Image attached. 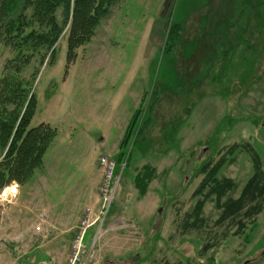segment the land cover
Segmentation results:
<instances>
[{"label":"rangeland","instance_id":"1","mask_svg":"<svg viewBox=\"0 0 264 264\" xmlns=\"http://www.w3.org/2000/svg\"><path fill=\"white\" fill-rule=\"evenodd\" d=\"M242 1L257 0H169L167 7V0H114L71 62L67 26L48 59L46 44L23 38L31 29L46 30L31 16V5L14 0L7 7L0 18V94L12 78L30 83L35 105L28 127L55 129L41 166L22 184L11 182L16 191L0 213V220L8 214L16 222V244L45 257L39 261L65 264L85 209L98 206L100 158L116 163L122 155L102 235L82 264H264V209L247 222V240L231 234L205 252L203 245L222 227L235 229L232 221L215 224L214 199L203 207L205 225L183 228L203 163L226 155L234 143H250L264 167V49L254 65L239 51L220 65L223 56L214 52L215 35L235 28L233 12ZM55 16L60 22L61 7ZM19 22L23 31L16 35ZM169 22L182 26L172 48L166 47ZM136 110L137 123L122 147ZM243 148L227 155L218 172L235 182L228 195L237 196L253 171ZM3 153L0 145V158ZM97 228L84 235L88 249Z\"/></svg>","mask_w":264,"mask_h":264},{"label":"trees","instance_id":"2","mask_svg":"<svg viewBox=\"0 0 264 264\" xmlns=\"http://www.w3.org/2000/svg\"><path fill=\"white\" fill-rule=\"evenodd\" d=\"M24 1L32 7L31 16L41 24L43 23L46 28L45 31L39 33L35 29H31L23 36L24 40L30 39L33 46L39 43L46 44L49 51L48 59H50L56 50L54 46L56 41L67 26L66 60L71 62L76 56V49L87 43L95 34L96 26L108 14L114 0ZM168 2L169 0L165 2V7H167ZM14 3V0H0V18L7 7ZM238 5H241L237 7L236 10L238 11L233 12V16H239L235 28L232 31H224L222 36L215 35L217 44L214 52H216L217 58L218 54L223 56L220 65L225 64L228 58L230 59L238 51L243 60L254 65V60L259 58L264 49L263 43L258 44L260 36L264 34V0H257L252 3L242 1ZM58 7H61L62 18L60 22L57 21L55 16ZM23 24V22H19L14 27L16 35H21ZM12 29V25L7 28L8 37ZM181 29L180 23L169 22L166 33V47L172 48L175 46V38H181ZM220 36L221 38L218 39ZM168 40H170L169 43ZM26 83L27 86H24L19 79L12 78L11 81L3 84L1 93L4 95L0 94V107L2 105L1 108H3V105H5L4 110L2 109L3 111L0 113V145L4 150L0 158V189L9 185L12 181L22 184L29 179L33 172L41 166L43 155L55 136V129L49 125L38 124L28 127L34 111L35 97L34 93L31 92L30 83ZM8 104H12L14 107L7 110ZM138 115L139 110L131 115L127 123V132L121 140L122 147L127 145L132 130L137 123ZM242 147L251 159L253 171L239 194L232 196L228 195V192L235 188L234 180L220 176L218 172L226 162V157L229 154L233 155L235 149H242ZM226 153V155L222 154L216 161L211 159L206 161L198 168L197 171L203 174L192 193L193 196H197V199L183 223V228L190 226L200 229L204 224L203 207L209 199H214L215 206L219 209L215 224L219 223L221 226L225 222H233L231 226L235 229L222 227L216 239L207 241L203 245L202 251L204 252L231 234L243 235V238L247 240V222H255V217L264 209V167L256 148L250 143L241 145L234 143L227 148ZM121 157L123 156L120 155L118 161H122L123 158ZM118 161L116 162L117 166H119ZM147 171H144V177L148 175ZM163 264L180 263L164 261Z\"/></svg>","mask_w":264,"mask_h":264},{"label":"built area","instance_id":"3","mask_svg":"<svg viewBox=\"0 0 264 264\" xmlns=\"http://www.w3.org/2000/svg\"><path fill=\"white\" fill-rule=\"evenodd\" d=\"M101 164L103 166L104 174L103 179L98 188V199L96 206L94 209L92 207H87L85 212L81 217L80 222V230L79 234L75 236V239L71 243L70 247V255L67 258L65 264H82L83 257L88 256V250L95 245L99 235H100V227L103 223L109 208L112 202L114 192L118 183L119 177H117L114 173L115 163L114 161L107 159L105 157L100 158ZM11 186H6L0 190V213L5 203H8L9 196H13V192L10 190ZM98 223V229L96 233L93 235L92 241L90 243L89 249L86 248L87 245L83 242L84 235L87 229L94 224ZM87 253V254H85ZM86 260V258H85ZM38 264H52L49 261H40Z\"/></svg>","mask_w":264,"mask_h":264},{"label":"crops","instance_id":"4","mask_svg":"<svg viewBox=\"0 0 264 264\" xmlns=\"http://www.w3.org/2000/svg\"><path fill=\"white\" fill-rule=\"evenodd\" d=\"M12 208V210H16L15 207ZM15 225L16 222L8 214L0 220V264H37L40 259H44L45 257H37L40 254H36V252H32L29 248H25L24 243L16 244V241L11 238L12 228ZM28 225L30 223L26 221L22 222V226L30 229ZM47 257L48 259L53 258L51 255Z\"/></svg>","mask_w":264,"mask_h":264},{"label":"clouds","instance_id":"5","mask_svg":"<svg viewBox=\"0 0 264 264\" xmlns=\"http://www.w3.org/2000/svg\"><path fill=\"white\" fill-rule=\"evenodd\" d=\"M11 191H16V186L15 183L13 184L12 188L10 189Z\"/></svg>","mask_w":264,"mask_h":264}]
</instances>
